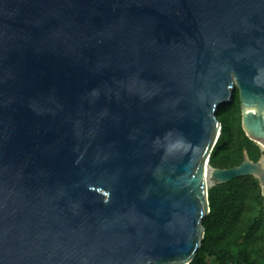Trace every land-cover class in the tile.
<instances>
[{"label": "water", "instance_id": "water-1", "mask_svg": "<svg viewBox=\"0 0 264 264\" xmlns=\"http://www.w3.org/2000/svg\"><path fill=\"white\" fill-rule=\"evenodd\" d=\"M237 88L264 145V0H0V264H189ZM210 174V177H209Z\"/></svg>", "mask_w": 264, "mask_h": 264}, {"label": "trees", "instance_id": "trees-1", "mask_svg": "<svg viewBox=\"0 0 264 264\" xmlns=\"http://www.w3.org/2000/svg\"><path fill=\"white\" fill-rule=\"evenodd\" d=\"M222 122L211 153L213 167L241 164L246 156L264 157L263 143L252 139L243 125L240 88L218 110ZM210 211L203 223L206 231L189 264H264V193L255 173L241 174L209 187ZM156 264V263H151Z\"/></svg>", "mask_w": 264, "mask_h": 264}, {"label": "rangeland", "instance_id": "rangeland-1", "mask_svg": "<svg viewBox=\"0 0 264 264\" xmlns=\"http://www.w3.org/2000/svg\"><path fill=\"white\" fill-rule=\"evenodd\" d=\"M262 160H263V162H264V157L262 158ZM213 183H214V181L210 179V180H209V186H211Z\"/></svg>", "mask_w": 264, "mask_h": 264}, {"label": "bare ground", "instance_id": "bare-ground-1", "mask_svg": "<svg viewBox=\"0 0 264 264\" xmlns=\"http://www.w3.org/2000/svg\"><path fill=\"white\" fill-rule=\"evenodd\" d=\"M209 177H210V174H209ZM211 178H209V180H210Z\"/></svg>", "mask_w": 264, "mask_h": 264}]
</instances>
